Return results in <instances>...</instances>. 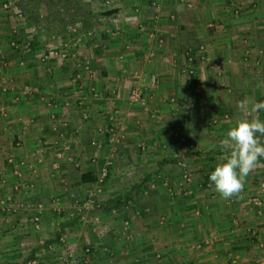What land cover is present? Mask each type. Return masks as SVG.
<instances>
[{
    "label": "crops",
    "instance_id": "0c3cea01",
    "mask_svg": "<svg viewBox=\"0 0 264 264\" xmlns=\"http://www.w3.org/2000/svg\"><path fill=\"white\" fill-rule=\"evenodd\" d=\"M100 1L102 6L108 5L94 9V1L85 0L90 2L93 12L114 9L115 13L98 17V26L83 33L88 39H83L73 54L91 51L96 76L101 70L105 71L94 81L101 89L105 88L103 99L93 98L85 88L84 93L71 95L77 85H71V74L78 71L80 80L85 75L76 62H69L71 59L52 58L51 72L47 73L34 44L23 53L11 47V42L23 35L24 24L17 23L20 18H15L14 6L0 2V86L8 89L0 90V199L44 200L45 203L39 231L29 224L23 225L22 220L5 223L0 214V264H51L66 247H83L87 243L92 264H137L136 259L140 261L138 264H254L256 259L261 260L264 250L258 241L264 242V158L258 160L245 178L243 190L229 199H222L213 186L206 191L204 179L224 158L222 141L228 129L238 120H251L257 115L241 111L238 104L248 101L251 105L264 100V0ZM136 22H143L144 29L153 26L164 43L150 40L148 30L144 31ZM100 29H110L111 33L117 30L118 37L110 40V31H105L107 34L102 33L106 35L102 39L105 41L94 43L90 48L86 42L90 38L99 40ZM48 43L51 41L47 40ZM149 51L155 54V59L143 61L138 56ZM187 53L193 56L195 75L192 79L180 74L178 68L184 64L183 55ZM201 53L207 54L205 62L199 57ZM118 54L127 55L124 58L130 60L131 68L136 69L139 64L144 74H148L147 70L160 72L150 101L152 107H157L158 120L146 115L139 105L127 101L129 89L125 85L127 90L123 89L122 82L116 79L123 67L115 62ZM128 80L126 82L131 84ZM24 86H36L46 94L40 97V92L23 93ZM110 91H116L113 97ZM170 96L175 97V102L167 100ZM75 102L83 105L77 109L65 108L69 103L75 106ZM115 107L120 112L117 113ZM83 111H89L87 120L80 115ZM49 117L65 120L66 128H72L69 132L65 130L67 134L74 129L78 132L79 143L71 137L78 143H75L78 153L98 157L104 155L106 147H100L97 129L121 121L124 129H136V135L146 138L154 153L150 164L156 166L155 171L160 169L162 174H169L175 184L179 183L175 164L182 156H187L195 192L185 198L170 199L157 185L151 189L152 173L147 171L127 188L109 192L113 198L111 203L94 209L88 222L74 223L56 216L49 195L64 191L59 181L48 175L52 171L54 138L48 136L52 133L48 128ZM52 123L51 126L56 121ZM59 126L57 130L63 131V125ZM165 129H176L180 135L188 137L190 151L169 142ZM128 145L124 146V157L130 162L129 166L142 162L137 157L143 156L135 154ZM163 145L168 149L159 150ZM20 163L34 166L37 169L34 177L26 167L18 181L15 170L21 168ZM206 166L208 170L204 169ZM86 171L92 172V168L78 172L63 165L58 174L82 188L91 183L80 182V174ZM14 182H19L17 191L12 186ZM136 195L141 196L137 202ZM252 196L257 197L261 205L250 203ZM23 213L26 214L23 219L29 221V212ZM160 213L168 220L165 224L154 220ZM126 218L130 220L131 229L139 232L132 243L136 252L133 249L129 255L121 253L125 245L118 233L120 222ZM12 227L18 232L5 233V230L16 231L10 230ZM102 227L109 234L101 233L97 237ZM252 227L258 232L257 241L246 233L245 229ZM202 239L208 242L205 247L191 249L193 243ZM106 247L110 254L104 251ZM159 255L161 258L154 259Z\"/></svg>",
    "mask_w": 264,
    "mask_h": 264
},
{
    "label": "rangeland",
    "instance_id": "374dc122",
    "mask_svg": "<svg viewBox=\"0 0 264 264\" xmlns=\"http://www.w3.org/2000/svg\"><path fill=\"white\" fill-rule=\"evenodd\" d=\"M85 1V0H84ZM95 3V7L94 9H98L99 7H106L105 5H108L105 3L104 6H102V3L100 0H93ZM0 2L5 3L4 0H0ZM101 2V3H99ZM90 4V2H89ZM15 11H17L15 9V7L13 8ZM139 10H136L135 12L138 13ZM234 14H236V10L233 11ZM15 18H20L17 23L24 24V26H22V30H23V35L19 36L20 38H18L17 40H14L13 42L15 43V45H17V47H13L11 45V47H13L14 49H17L18 51H20V53H23V51L25 52V50L28 49V46H32V44H34L38 50V59L40 60V62L42 63V65L45 68V71L47 73L51 72V59L55 58V59H59L61 61L63 60H67L69 61L70 59V63H77L83 70V77L81 78L82 80L78 79L79 78V74L78 71L73 72L71 75V80H72V84L74 83L77 84L74 87V91L73 93L71 92V95H77L79 93H84L83 88L87 89L88 93L93 96V98L95 99H103L105 97V88H100V86L96 85V83L94 82L97 76L102 77L103 73L105 71H100V73L97 74L96 76V71H94V60L92 59V52L90 51L89 54L86 53H75L76 51V47H79L80 44H82L81 42L83 41V39H88L86 36L83 35V33H78L77 35H74L72 38H70L65 45H61V44H55L54 42L48 45L46 44V42L43 40V36L39 35L35 29L33 27H31L30 25L24 23L22 17L20 16L19 12H15ZM16 21V20H15ZM140 23L141 26H139L138 24ZM136 25L139 26L140 28L142 27V29L145 28V25L143 24V22H136ZM27 26V27H26ZM24 29L26 31H24ZM148 30V31H147ZM74 31V30H72ZM105 31H110L109 34L110 36V40L111 38H116V36L118 35L117 30H114L111 33V30L108 29H100L99 33H98V38L99 40L96 38H90L86 43H88V46H92L94 45V43H103L105 40H102L106 37L105 34H107ZM144 31H147V35L149 37L150 40H154V42H158L159 44L164 43V38L161 36H157L158 34H156V31L154 29V27L152 26L151 28L149 27L148 29H144ZM29 33L31 35H29ZM102 33H105L102 35ZM100 34V35H99ZM117 34V35H116ZM92 35V34H90ZM91 37V36H90ZM118 37V36H117ZM107 40H109V38L107 37ZM101 41V42H100ZM91 42V43H89ZM12 43V42H11ZM75 43V44H74ZM85 43V44H86ZM97 43V44H98ZM84 44L83 47H85L86 45ZM91 48V47H90ZM203 52V51H202ZM88 53V52H87ZM73 54V55H72ZM83 56V58L80 59V57ZM125 54L121 55L118 54L115 62L117 64H123L122 68H120L122 70V72H120V77L117 76L116 79H118L119 81L122 82L123 86L125 85L129 91L127 93V101L130 104H136L139 105L142 108V111L146 114L149 115V117H151L154 120H158V114H157V107H152L151 106V99H152V91L156 89L157 85L155 87H152L151 89L149 88H144L143 86L141 87L140 85H142L143 83L148 81V76L152 73H157L158 74V82L160 80V72L158 70H154L151 73H149L150 71H148V74H144L142 72V70L140 69L141 67H139V64L137 65L138 67L135 68H131L129 65L130 60H126L125 61ZM139 57H142L141 59L143 61L146 60H153L155 59V54H153V52L149 51L147 53L138 55ZM138 56H136L138 58ZM184 64L182 66H179V73L182 74L183 76H185L187 79H192L194 78V66H193V56L189 53L184 54ZM247 56V55H246ZM134 57V58H136ZM200 59L201 61H206L208 58L207 54L204 55V53L200 54ZM141 60V61H142ZM21 61V60H20ZM99 61V60H98ZM125 63V64H124ZM45 64V65H44ZM121 67V65H120ZM98 69V68H96ZM100 74V75H99ZM90 76V77H89ZM115 77V76H114ZM126 79H130L128 81H131V84H128L129 82H126ZM74 81V82H73ZM117 81V80H116ZM158 84V83H157ZM125 86L123 87V89L125 88ZM141 87L142 89V94H143V98H144V103H131L128 100V94L130 92V90L133 87ZM29 88V86H27ZM35 87V90H33V88ZM127 88H125V90H127ZM58 89V88H57ZM36 92V94H38V92H40L41 94L39 95L40 97L42 95H45L46 92H43L40 90V88L36 87V86H30V95H33L32 93ZM116 93V91H110V95L111 97L114 96V94ZM123 93V92H122ZM70 95V96H71ZM73 95V96H74ZM38 96V97H39ZM167 100L171 103L175 102V97L170 96L167 98ZM79 101V100H78ZM82 101V100H81ZM69 105V106H68ZM67 106H65V108H69L71 106V108L77 109V106L79 105H83V103H76L75 102V106L74 103H69ZM73 109V110H74ZM116 112H120V109L115 107ZM83 113V114H82ZM54 115V114H53ZM82 116V118L84 120H87L89 118V111H83L80 114ZM55 116V115H54ZM113 116V115H112ZM56 121V124L51 126V124H53L52 122ZM60 118L57 117L56 119H52L51 117H49L47 119V121L49 122V131H52V133H50L51 135L48 136H52L54 137L52 140V154H53V163H52V171L48 174L50 178H54L55 180L57 179L59 182L58 185L61 186L62 191H64L63 193L60 194H56L53 192V194L51 193L49 195V202L50 204H52L53 206H51L52 211H54L56 216H62L63 219L65 220H70V221H74V223H80V222H88V217L89 214L94 211V209H98L100 208L101 205H103V203L107 204V203H111L112 201V197H110L111 194L114 190V192L120 190V189H124L127 188L129 186V183H131L132 181H134L135 179H137V177L142 174L143 172H147L149 171L150 173H152L151 175V180L149 182V185H151V189H154L156 187V185L158 186V189H163L164 193L166 195L169 196L170 199H174L175 196H179L182 198H185L191 194H193L194 188H193V183H192V170H190V165L189 162L187 160V156L185 157H181V159L179 161H177V163L175 164V166L177 167V173L178 174V180L179 183L175 184L173 182V179L170 178L169 174H162L160 169L155 171V167L153 164H150V159L152 158V155L154 156V153L151 149V144L147 143V140L145 137H143V135L140 137L139 135H136V129H124V127L122 126L123 124H121V121H115V123H110L108 126L101 127V129H97L99 130V135H100V139L98 141H100L99 143L101 144L100 147H106V151L104 152L103 158H100L98 156H88L86 154V152H84V154L82 153H78L77 148L75 147V143L74 140L71 139V137H73V139H75L76 141L78 140L77 136L78 132L74 131L70 132V134H67V132L65 130L68 129L69 126H67L66 128V122L65 120L63 121H59ZM46 124V123H44ZM59 124L63 125L61 127H64L63 131H59L57 129H60ZM53 128L55 130H53ZM69 129H72L71 127ZM68 129V132H69ZM48 130V129H47ZM134 130V131H133ZM214 129H207V131H213ZM166 131V137L168 139L169 142H176L179 145V147L181 146V148H186L187 151H190L191 148H189V144L190 142L188 141V137H186L184 134L180 135L179 131L176 129H165ZM129 132L130 135L128 134ZM139 132V130H138ZM133 136H137V137H133ZM78 142V141H77ZM79 143V142H78ZM76 143V144H78ZM128 144H130L131 148L133 147L134 149V153L137 154L138 156H143L142 157H137V159H142V162L134 165V166H129L130 162L125 159V152H124V146H127ZM171 144V143H170ZM129 146V145H128ZM129 146V147H130ZM130 148V149H131ZM167 146L163 145L162 147L160 146L159 150H167ZM189 149V150H188ZM136 151V152H135ZM186 151V150H184ZM184 151H181L184 153ZM57 153H60V156H57ZM41 153H39L38 155H40ZM151 155V156H150ZM42 157V156H41ZM81 157H85L86 159L82 160ZM146 158V159H145ZM145 159V160H144ZM125 160V164L124 161ZM149 161V162H147ZM221 163V162H220ZM207 164V163H206ZM63 165L66 166L68 165L69 167H71V170H75V171H81V170H85L88 168H92V173L95 175L96 177V181L91 182L90 184L79 188L76 187L75 184L69 183L67 181L66 178H64L61 174H58V171H60V169L63 168ZM21 168L20 169H16L15 170V176L16 179H20L22 178V173L24 172V168L27 167L28 171H31V176L34 177V175L36 174L37 169L34 166L30 165H26V164H21L20 163ZM25 166V167H24ZM29 166V167H28ZM209 166H206L204 169L208 170ZM12 169V168H11ZM105 169L106 174H103V170ZM154 171V172H153ZM187 173V175L189 176L190 180H186L183 177V174ZM19 181V180H18ZM202 184V183H201ZM18 185L19 182H14L12 184L14 190H18ZM199 184H196L195 186H198ZM24 187V185H22ZM26 187V186H25ZM27 187L32 188V185H28ZM200 188L204 189V187L200 186ZM184 189L185 192L184 193ZM210 188H206L205 190L208 191ZM147 191V189H145ZM64 194V195H62ZM146 196V194H144ZM63 197V198H62ZM141 196L136 195L135 201L137 202V200L140 198ZM253 197V196H252ZM132 202L133 199L131 198ZM2 201V204H0V214L3 217V220L5 223L10 222V221H15L16 223H19L20 220H22L23 225H30L31 227H33V229H35V231H39L40 230V222L42 221V217H43V210H44V200L42 201H35V202H31V201H23L22 199H14L12 200L11 198H1L0 202ZM62 201H66L65 204H62ZM131 202V203H132ZM7 205L10 208V211L7 210H1V206L2 205ZM129 204V203H128ZM127 204V205H128ZM133 204V203H132ZM130 204V205H132ZM150 208V207H149ZM23 211L29 212V221H26L25 219H23V217H26V214L23 213ZM120 211V210H118ZM23 213V214H22ZM115 213H117V211H115ZM25 214V215H24ZM37 215L38 220L35 221L33 218ZM5 217H8V219ZM18 217L20 218L18 220ZM81 218V219H80ZM154 220H158L159 224H165L168 220L165 217V215L163 214H157L154 216ZM27 222V223H26ZM9 225V224H8ZM131 223L129 219H123L120 222V226L118 229V233L120 236V239L123 241L124 243V248L123 251L121 252L122 254H130V251H132L136 246H134L133 243V239L137 238V235H139V232L135 229H131ZM19 226V225H18ZM246 227H251V226H247ZM244 226V227H245ZM7 228V227H6ZM8 229V228H7ZM104 228L102 227V230ZM10 230H16L10 228ZM102 230H99L97 233V237H99V235L101 233H107V230L104 229L103 232ZM246 233L249 234V237H252V239H255L256 241L259 239L258 236V232L256 230L252 228L245 229ZM254 231V234L252 233ZM18 232V230L16 231H7L5 230V233H8V235L14 234ZM109 234V233H107ZM208 238V237H207ZM208 242H205L203 239L201 241H197L195 243L192 244L191 249H195V250H200L203 247H205L207 245ZM258 244L260 245L259 247L264 250V242L258 241ZM262 244V245H261ZM190 247V246H189ZM49 248V247H48ZM53 249V247H52ZM87 249V250H86ZM90 247L89 244L87 243L85 246L83 247H76L74 245H70L68 247H66V249L61 253L59 252V255L57 257H55L54 260L51 261V264H61L64 259H68V258H73L75 260V264H92L91 258H90ZM105 252L110 254L109 249L106 247L104 249ZM134 252H136V250L134 249ZM132 252V253H134ZM159 253H156L155 255H157ZM161 258V256L159 255L158 257L154 256V259H159ZM138 259H136L135 263H139L137 261ZM30 263V262H28ZM151 264V263H150ZM193 264V263H192ZM232 264H235V262H233ZM254 264H264V253H263V257L262 259H256V261L254 262Z\"/></svg>",
    "mask_w": 264,
    "mask_h": 264
},
{
    "label": "clouds",
    "instance_id": "9594fccd",
    "mask_svg": "<svg viewBox=\"0 0 264 264\" xmlns=\"http://www.w3.org/2000/svg\"><path fill=\"white\" fill-rule=\"evenodd\" d=\"M238 108L257 115L251 120H238L222 141L224 158L208 176L214 191L222 199L238 195L243 190L245 178L258 160L264 158V120L259 117V113L264 112V100L251 105L241 101Z\"/></svg>",
    "mask_w": 264,
    "mask_h": 264
},
{
    "label": "trees",
    "instance_id": "16d2710c",
    "mask_svg": "<svg viewBox=\"0 0 264 264\" xmlns=\"http://www.w3.org/2000/svg\"><path fill=\"white\" fill-rule=\"evenodd\" d=\"M4 1L14 6L22 19L39 35H42L45 42L50 40L55 44L66 43L78 33L92 31L99 24L98 17H109L115 13L114 9L93 12L91 6L84 0ZM260 117L261 120H264V112L260 113ZM94 181H96V177L91 171L80 174V182Z\"/></svg>",
    "mask_w": 264,
    "mask_h": 264
},
{
    "label": "built area",
    "instance_id": "2783aa9c",
    "mask_svg": "<svg viewBox=\"0 0 264 264\" xmlns=\"http://www.w3.org/2000/svg\"><path fill=\"white\" fill-rule=\"evenodd\" d=\"M66 43H63V44H61V45H65ZM11 45L13 46V47H17V45H15V43L14 42H12L11 43ZM157 83H158V74L157 73H152V74H150L149 76H148V81L147 82H145V83H143L142 85H140L141 87L143 86L145 89L146 88H149V89H151L152 87H155L156 85H157ZM141 87H138V86H136V87H133L131 90H130V92H129V94H128V100L131 102V103H141V104H143L144 103V96H143V94H142V89H141ZM153 89V88H152ZM0 90L2 91V92H5V91H7L8 89H7V87L6 86H0ZM34 90V89H33ZM23 93H28V94H30V88H28L27 86H24V88H23ZM53 130H55L54 128H53ZM16 145H18V143H16ZM57 156H60V153H57ZM11 161H12V159H9L8 160V162L9 163H11ZM210 173V172H209ZM209 173H207V175H206V177H205V179H204V186L206 187V188H210L211 186H212V184H211V182L209 181V179H208V176H209ZM103 174L105 175L106 174V172H105V169L103 170ZM183 177L186 179V180H190V178H189V176L187 175V173H185L184 172V174H183ZM187 192V191H186ZM185 192V189H184V193H186ZM249 202L250 203H253V204H255V205H261V201L257 198V197H250L249 198ZM0 204H2V201L0 202ZM7 210V211H10V208L7 206V205H2L1 206V210ZM35 221H37L38 220V217H37V215L33 218ZM81 219V218H80ZM253 234H254V231L252 232ZM262 245V244H261ZM87 250V249H86ZM61 264H75V260L73 259V258H68V259H64V261L61 263Z\"/></svg>",
    "mask_w": 264,
    "mask_h": 264
}]
</instances>
